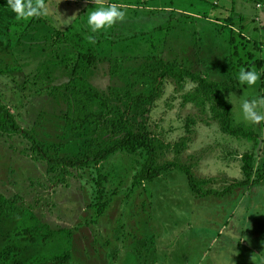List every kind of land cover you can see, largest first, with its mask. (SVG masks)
<instances>
[{"label": "rangeland", "instance_id": "rangeland-1", "mask_svg": "<svg viewBox=\"0 0 264 264\" xmlns=\"http://www.w3.org/2000/svg\"><path fill=\"white\" fill-rule=\"evenodd\" d=\"M199 1L151 0L146 10L143 0H95V4L91 0H45L47 15L18 19L7 0H0V104L46 146L60 147L62 155H78L91 140H105L106 136L93 128L73 135L64 120L66 101L55 88L69 80L75 53L70 46L54 41L56 33L78 32L93 46L99 62L85 78L122 111L125 104L118 101L116 91L148 90L151 79L141 77L140 72L153 69L152 57H159L163 39L169 48L164 57L181 55L185 61L191 49L188 45L185 51L180 45L190 39L200 48L194 54L205 59L195 68L197 72L191 66L193 71L232 84V91L243 98L232 102L235 122L254 129L260 142L223 135L207 109L202 112L183 104V94L196 85L187 82L179 91L169 79L152 106L131 112V128L166 145L159 153V164H181L195 178L212 180L209 189L220 191L243 180L245 155L253 156L254 176L261 174L264 121L249 123L238 108L243 100L264 98V64H256L264 62V2L257 10L247 1ZM113 3L125 12L123 20L92 33L87 13ZM236 5L243 11L238 12ZM190 13L211 20L186 17ZM227 23L235 28L233 33L224 29ZM230 44L232 51H227ZM241 69L258 74L255 85L239 83ZM257 111L264 114V107ZM29 148L21 137H0V193L7 198L22 197L51 229H71V264H264V182L237 189L224 199H199L189 189L184 173L171 170L153 183L134 188L132 178L142 158L117 154L98 168L73 171L67 186L56 185L45 165L33 161ZM99 176L107 178V195L114 191L117 195L97 218ZM13 228L7 221L0 222V252L7 246H19L13 264L44 256L50 259L60 252L59 241L46 246L20 243L13 237Z\"/></svg>", "mask_w": 264, "mask_h": 264}, {"label": "trees", "instance_id": "trees-1", "mask_svg": "<svg viewBox=\"0 0 264 264\" xmlns=\"http://www.w3.org/2000/svg\"><path fill=\"white\" fill-rule=\"evenodd\" d=\"M254 1L264 2V0ZM113 4L118 5L117 3ZM53 39L57 44L70 46L75 53L69 80L55 88L64 95L67 105L64 120L69 126L70 132L77 135L93 128L94 131H100V134L106 136V139L91 140L87 147L78 152V155H62L60 147H48L38 140L31 131L22 128L15 116L3 104H0V137L23 138L30 147L33 161L45 165L46 174L54 184L67 186V178L73 176V171L98 168L117 154L142 158V161L138 163V170L132 178L134 188L144 183H153L163 173L171 170H179L184 173L189 189L199 199L209 197L224 199L231 197L237 189L253 188L264 182V171L254 176L253 156L245 155L242 158L241 169L243 180L234 181L220 191L209 189L208 187L213 181L195 178L189 168L174 162L159 164V153L166 145L147 132L135 131L130 126L131 112L152 106L160 97L166 79L171 80L179 91L184 90L187 82H191L196 87L183 94V104L192 105L202 112L207 109L211 120L218 124L223 135L235 140L258 144L260 136L254 129L235 122L232 106L228 100L229 95L233 92L231 83L211 81L175 60H165L160 56L152 57L155 62L153 69L140 72L142 73L141 77L147 75V78L151 79L149 84H146L147 91L143 93L126 92L125 94L116 91L118 101L125 104V110L122 111L114 108L86 80V75L99 62V58L93 46L85 41L83 35L78 32L72 34L67 29L57 32ZM251 57V54L248 55V58ZM238 62H240L237 64L239 66L241 61ZM251 63L253 64L252 60ZM256 64L262 66L263 62L259 60ZM50 95L53 96L52 93ZM106 182V177H98L96 184L97 218L104 215L112 198L117 195L116 191L110 196L107 195L104 186ZM1 221H7L14 225L13 237L20 243H37L43 246L54 241L62 243L60 252L54 254L50 259L45 256L38 257L26 264H71L72 230L51 229L36 216L31 207L25 205L22 197L7 198L0 193ZM18 254L19 246L17 245L3 248L0 252V264H13L18 258Z\"/></svg>", "mask_w": 264, "mask_h": 264}, {"label": "clouds", "instance_id": "clouds-1", "mask_svg": "<svg viewBox=\"0 0 264 264\" xmlns=\"http://www.w3.org/2000/svg\"><path fill=\"white\" fill-rule=\"evenodd\" d=\"M91 2L95 4V0H91ZM7 4L18 19L47 15L49 11L45 0H7ZM124 16L125 12L116 4H111L107 7L99 6L87 13L86 23L92 33H100L103 30L111 28L117 22L122 21ZM258 79L259 76L255 71L245 69H241L238 77L240 84L249 87L255 85ZM234 95H229L228 100L230 103L231 97ZM237 98L243 99L242 96ZM240 107L245 121L252 124H259L261 121H264V114L257 111L258 108L264 107V98L252 101L243 100Z\"/></svg>", "mask_w": 264, "mask_h": 264}, {"label": "crops", "instance_id": "crops-1", "mask_svg": "<svg viewBox=\"0 0 264 264\" xmlns=\"http://www.w3.org/2000/svg\"><path fill=\"white\" fill-rule=\"evenodd\" d=\"M151 0H143V3H141L143 6L142 7H144L145 6V9L147 10V9H149L148 8V6H147V4L150 2ZM153 1H158V0H153ZM233 1V0H232ZM236 1V0H235ZM238 1V3L239 4H242L243 2H250L252 5H254V7L257 9V10H260V9H262L263 8V6H262V4L261 3H259V2H255L254 0H237ZM199 2H201V0L199 1ZM257 4H260V8H258L257 7ZM119 5V4H118ZM117 5V6H118ZM132 6H134V5H132ZM131 5H129V6H127L128 8L130 7V8H133ZM125 7V6H124ZM236 8H238V12L240 11V12H242L243 11V8H242V6L241 5H236ZM236 8H235V10H236ZM140 9H142V8H140ZM159 10H160V8H159ZM166 10H171V9H166ZM184 13H186V12H184ZM191 15H188V16H186V17H188V18H193L194 20L195 19H198V20H202V19H207L206 21H208V20H211L210 18L208 19V18H203V17H201V16H199L198 14L199 13H190ZM207 13H205V15H206ZM207 17V16H206ZM257 20H260V21H262V19H260L259 17L257 18ZM215 24H218V23H215ZM226 24H223V26L222 27H224ZM159 27V26H158ZM163 27V26H162ZM160 28V27H159ZM158 28V29H159ZM225 28H228V30H230V32H234V27L231 25V23H227V26H225L224 27V29ZM163 30V29H162ZM155 31H157V30H155ZM154 31V32H155ZM164 32V31H163ZM220 32V31H219ZM154 36V34L152 35V36H150V37H153ZM178 42H179V39H178ZM164 43V45H163V50H162V52L161 53H159L160 55V57H162V58H164L165 60H175V61H177V62H179V63H181L182 65H184V66H187V68L188 69H190L191 71H193V69H192V67L194 68V70L197 72V69H195L198 65H200L202 62H205V59H204V57L202 56V57H198L197 56V54L198 53H196V54H194V52H195V50H198V52H200V48H197L196 46V44H195V42L194 41H192V40H188V42L185 44V45H180L185 51H187V47H188V45H189V48L191 49V52L188 54V56H187V59H186V61H185V58L183 57V58H181V55H178L177 57H174V58H170V59H167L166 57H164V54L165 53H167V52H169V48H167L166 46L168 45V41H164V39H163V42H162V44ZM161 44V45H162ZM152 47V46H151ZM261 48V47H260ZM229 50H231L232 51V48H231V44H230V48H227V51H229ZM229 54H231V52H229ZM231 55H228V57L226 56V59H228L229 57H230ZM263 64H264V62H263ZM263 64H262V66H263ZM190 65V66H189ZM192 66V67H191ZM198 68V67H197ZM194 72V71H193ZM196 72H194V73H196ZM200 73H202V71H200ZM199 73V74H200ZM233 73V72H232ZM203 74V73H202ZM204 76V75H203ZM205 78H207L206 76H204ZM208 79V78H207ZM208 80H210V79H208ZM211 81H213V80H211ZM233 80H231L230 82H232ZM234 90V89H233ZM231 94H235L234 96H232L231 97V106H232V111H233V104L238 100V98L237 97H239V95L238 94H236V92H232ZM233 100H234V103H232L233 102ZM240 100V99H239ZM238 110L239 111H241V107L239 106V108H238Z\"/></svg>", "mask_w": 264, "mask_h": 264}, {"label": "built area", "instance_id": "built-area-1", "mask_svg": "<svg viewBox=\"0 0 264 264\" xmlns=\"http://www.w3.org/2000/svg\"><path fill=\"white\" fill-rule=\"evenodd\" d=\"M257 7L260 8L261 7L260 4H257Z\"/></svg>", "mask_w": 264, "mask_h": 264}]
</instances>
